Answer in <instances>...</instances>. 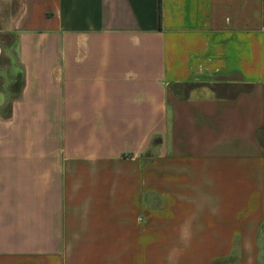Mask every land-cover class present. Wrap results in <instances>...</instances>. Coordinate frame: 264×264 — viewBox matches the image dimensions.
Listing matches in <instances>:
<instances>
[{
  "label": "crops",
  "instance_id": "obj_1",
  "mask_svg": "<svg viewBox=\"0 0 264 264\" xmlns=\"http://www.w3.org/2000/svg\"><path fill=\"white\" fill-rule=\"evenodd\" d=\"M0 26V264H264V0H0Z\"/></svg>",
  "mask_w": 264,
  "mask_h": 264
},
{
  "label": "rangeland",
  "instance_id": "obj_2",
  "mask_svg": "<svg viewBox=\"0 0 264 264\" xmlns=\"http://www.w3.org/2000/svg\"><path fill=\"white\" fill-rule=\"evenodd\" d=\"M0 91H9L13 71L18 70L14 51L15 36L10 34V26H0ZM6 40V41H4ZM19 77V74H16Z\"/></svg>",
  "mask_w": 264,
  "mask_h": 264
},
{
  "label": "trees",
  "instance_id": "obj_3",
  "mask_svg": "<svg viewBox=\"0 0 264 264\" xmlns=\"http://www.w3.org/2000/svg\"><path fill=\"white\" fill-rule=\"evenodd\" d=\"M22 86H23L22 73H21V75H19V77L13 76L10 78L9 92L11 94V99L19 96ZM9 106H10V103H9Z\"/></svg>",
  "mask_w": 264,
  "mask_h": 264
},
{
  "label": "water",
  "instance_id": "obj_4",
  "mask_svg": "<svg viewBox=\"0 0 264 264\" xmlns=\"http://www.w3.org/2000/svg\"><path fill=\"white\" fill-rule=\"evenodd\" d=\"M0 54H1V49H0Z\"/></svg>",
  "mask_w": 264,
  "mask_h": 264
},
{
  "label": "flooded vegetation",
  "instance_id": "obj_5",
  "mask_svg": "<svg viewBox=\"0 0 264 264\" xmlns=\"http://www.w3.org/2000/svg\"><path fill=\"white\" fill-rule=\"evenodd\" d=\"M1 40V39H0Z\"/></svg>",
  "mask_w": 264,
  "mask_h": 264
}]
</instances>
